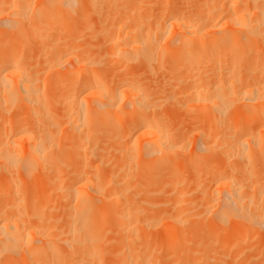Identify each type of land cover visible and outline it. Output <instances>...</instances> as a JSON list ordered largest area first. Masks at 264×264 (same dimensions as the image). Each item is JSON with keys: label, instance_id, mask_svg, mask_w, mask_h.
I'll return each mask as SVG.
<instances>
[{"label": "bare ground", "instance_id": "1", "mask_svg": "<svg viewBox=\"0 0 264 264\" xmlns=\"http://www.w3.org/2000/svg\"><path fill=\"white\" fill-rule=\"evenodd\" d=\"M227 220L264 238V0H0V264H186Z\"/></svg>", "mask_w": 264, "mask_h": 264}, {"label": "rangeland", "instance_id": "2", "mask_svg": "<svg viewBox=\"0 0 264 264\" xmlns=\"http://www.w3.org/2000/svg\"><path fill=\"white\" fill-rule=\"evenodd\" d=\"M37 1V0H36ZM32 2H35V0L33 1L32 0ZM159 8V7H158ZM114 9V8H113ZM91 10L90 9H88L86 12H90ZM97 14V13H96ZM96 14H94L95 15V17L93 18L94 19V21L93 20H91V19H89V18H87L88 19V21H93L94 22V24L98 27V25L96 24V20H97V18L98 19H100L99 17H101V16H96ZM89 15V14H88ZM93 15V16H94ZM97 15H99V14H97ZM91 16V15H90ZM77 17V20L76 21H78L79 19V17H78V15L76 16ZM88 17V16H87ZM83 20V19H82ZM84 21V20H83ZM83 21H81V19H80V24L82 25V27H81V29L82 28H84L83 26H85L86 25V27H87V24H86V15H85V23H83ZM92 22V23H93ZM99 22H100V20H99ZM98 22V23H99ZM78 23V24H79ZM76 25L75 24V22H74V25H76L77 27H79V25ZM91 26H92V24H90ZM75 26V27H76ZM89 26V25H88ZM74 27V26H73ZM75 28L76 29V31L78 32V31H80L79 29H80V27L79 28ZM85 27V28H86ZM90 27V26H89ZM87 27L86 29H88V30H90V28H93L92 29V34H89V33H86V32H90V31H85V33L87 34V37H88V34L91 36H93L94 35V33L93 32H95L96 30H94V25H93V27ZM61 28L62 27H60L59 28V30H61ZM70 29V28H69ZM71 29L73 30L74 28H72L71 27ZM70 29V30H71ZM95 29H96V27H95ZM67 31H69L68 29H66ZM64 31H65V29H64ZM83 31H84V29H82V34H83ZM59 32V31H58ZM72 32V31H71ZM74 32L75 31H73V35H74ZM70 33V32H69ZM79 33V35H81V38L79 37V38H77V36H75V39H76V41L79 43V40L81 39V40H83V39H85L86 40V38H83L82 37V34H80V32H78ZM84 33V36H86V34ZM91 33V32H90ZM68 34V33H67ZM76 34V33H75ZM96 34V33H95ZM63 35H65V33L63 34ZM69 35V34H68ZM72 34H70V36L69 37H74L73 35L71 36ZM69 37H67V39L69 38ZM95 37H97L96 35L92 38V39H96ZM99 37V41L96 39L95 41H98L97 42V45H96V42H91L92 44H94L93 45V47H91L90 45H92L90 42H89V39L91 38V37H89V39L87 38V40H88V44H90L89 46L91 47V50L89 51L90 53H91V51H93L92 49H94V48H96L97 50H98V44H99V42H100V36H98ZM71 38V39H72ZM64 39H66V37L64 38ZM66 39V40H67ZM74 39V38H73ZM74 39V40H75ZM85 40H83V42L84 43H86L85 42ZM92 41V40H91ZM81 42V41H80ZM82 42V43H83ZM32 44V43H31ZM31 44H29V46L31 47V48H39V47H37L38 45L37 44H35V45H37L36 47H34V46H31ZM81 44V43H80ZM87 44V43H86ZM32 45H34V43L32 44ZM85 45V44H84ZM29 46L26 48V51H25V53L26 54H28L27 52H28V48H29ZM96 46V47H95ZM37 50V52H38V49H30V51H29V53H31V51H33L32 52V54L34 53L35 55H37L34 51H36ZM86 52V51H85ZM94 53V52H93ZM31 54V58H32V56H33V58L36 60L37 59V57H38V55L37 56H35V55H32ZM27 56V55H26ZM25 56V57H26ZM28 56H29V54H28ZM35 56V57H34ZM27 58V57H26ZM29 58H30V56H29ZM29 58H27V59H29ZM42 58V57H41ZM30 60H33V59H30ZM32 62H35L34 60L32 61ZM109 65H110V67H112L111 65H113L112 64V62H110V63H108ZM108 65V66H109ZM133 66H135V68H137V67H139V65L138 64H132ZM103 66H104V68L106 67V69L107 70H109L108 69V66H107V64L105 65V64H103ZM113 67H115V68H113ZM111 69H116V67L118 68L119 66H113ZM122 66H120V69L118 70V71H116L117 73H118V75H121V73H119L121 70H122V68H121ZM105 69V70H106ZM125 69V68H124ZM123 69V70H124ZM131 69H133L132 68V66H130V69L129 70H131ZM106 70V71H107ZM117 70V69H116ZM128 70V71H129ZM133 70H135V69H133ZM132 70V71H133ZM138 70H140V67H139V69ZM137 70V71H138ZM111 71H113L112 73H110V75H113L115 72H114V70H111ZM111 71H108V72H111ZM126 71V70H125ZM141 71V70H140ZM140 71H138V73L140 72ZM122 73H124V71L122 72ZM116 74V73H115ZM141 74V73H140ZM117 75V76H118ZM116 76V75H115ZM116 76V77H117ZM143 76H145V74L143 75ZM146 77V76H145ZM144 79H147V78H144ZM215 158V159H214ZM210 160V161H209ZM207 162H205V163H207V164H205V166L207 167V168H205L204 169V171L206 170L207 171V173H209V174H204V171L201 169V167H203V165L201 166V167H199L198 165L196 166V168H193V167H191V168H193V170H192V172L194 173V171L195 170H197V169H201L200 171H201V174H202V176H203V174H204V176H206V178H208V177H211L212 176V169L214 168V166H215V164H217V160H218V158L217 157H215V155L213 156V158H211V159H209ZM204 164V163H203ZM204 166V167H205ZM208 167H211V168H209L208 169ZM191 168H189V171L191 170ZM186 171H184L186 174H184V172H183V174H182V172L180 173V175L179 176H181V177H179V180L181 179V180H183L184 179V177H186L185 175H187L188 174V170L187 169H185ZM211 171V172H210ZM192 172L191 173H189V174H192ZM210 173H211V176H210ZM182 174V175H181ZM189 176V175H188ZM203 176V178H205ZM189 179V178H188ZM185 180H186V183H182L181 182V184L180 183H177L178 184V186H177V188L178 189H180L181 188V186H182V184H183V187L186 185V184H188V182H189V180H187L186 178H185ZM185 180H184V182H185ZM188 181V182H187ZM185 184V185H184ZM173 185V184H172ZM172 185H167V188H168V191H169V189L171 188L172 189ZM174 186H176V185H174ZM180 186V187H179ZM167 188H166V190H167ZM199 195H202L203 196V194H199ZM198 195V196H199ZM157 196V195H156ZM155 196V197H156ZM175 196H176V194H175ZM158 198H159V195L157 196ZM156 197V198H157ZM171 197L173 198L174 197V195L172 196L171 195ZM157 198V199H158ZM169 197H167L166 198V196L163 198V199H168ZM186 198H188L187 196L185 197V199ZM191 198V199H190ZM189 199L190 200H192V198L193 197H190ZM201 198V197H200ZM170 199V198H169ZM173 199H175V198H173ZM194 199V198H193ZM160 201L162 200V199H159ZM159 200H157V201H159ZM187 200V199H186ZM156 202V201H155ZM200 202H202V201H200ZM200 202H199V204H200ZM198 204V205H199ZM158 207V206H157ZM200 207V206H199ZM155 210H158V209H160V207L159 208H155V206L153 207ZM152 208V210H154ZM165 208V207H164ZM201 208V207H200ZM151 209V208H150ZM202 209V208H201ZM201 209H200V212H201ZM150 213V212H149ZM212 212H209L206 216H208V219H209V214H211ZM152 214V213H151ZM150 214V215H151ZM212 215L213 214H211V218H212ZM210 218V219H211ZM229 222V220H227V221H225V223H227L226 225H224V223L223 222H221V224L219 225V227H216V229L214 230V229H211V232H212V230H213V232L214 233H212V237H211V232H209V234H208V232H207V235H206V233L205 232H202V233H200L199 235H198V237L195 239V241H194V243L196 244V240H197V251L196 250H192L194 253H189V251L191 252V250H189L188 251V254H190L189 256H190V258H189V256H188V254H187V252H186V254H187V256H186V260H185V262L187 261V257L189 258L188 260V262L187 263H190V264H194V262H195V260L194 259H196L197 258V260L200 258V260H198L195 264H264V238L263 239H257V238H255V239H253L254 238V234H252V233H254L253 231L251 232V231H248V232H250V233H247L246 231H242L241 232V230L243 229V227H234V224L233 225H230V224H232V222H230V223H228ZM106 226V225H105ZM107 226H109V227H111L112 229H113V225L112 224H107ZM106 226V227H107ZM216 226V225H215ZM215 226L213 227V228H215ZM232 226V227H231ZM109 227H107V228H109ZM188 228H190V229H187V227L185 228V232H187L188 230H190V232L192 231V230H194V229H192L191 230V228L192 227H188ZM242 228V229H241ZM112 229H107L106 230V232H107V234L109 233V232H113L114 234H115V231H113ZM157 229H158V231H160V234H161V231H163V229H162V227L160 226V228L159 227H157L156 229H154L153 230V232L155 233L153 236H152V234H151V238H149L148 237V239H149V242L150 243H153L152 244V246L154 245H156V251H158L159 250V248H158V245H159V243H161L158 239L160 238L159 236H161V235H159L158 237H157V233H158V231H157ZM161 229V230H160ZM210 229H209V231H210ZM112 230V231H111ZM155 230H156V232H155ZM164 232V231H163ZM189 232V231H188ZM246 232V233H245ZM114 234H112V235H114ZM108 235H110V233L108 234ZM107 235V236H108ZM112 235L110 236V237H112ZM156 235V236H155ZM166 235V234H165ZM165 235H164V237H165ZM210 235V236H209ZM154 236H155V239H154ZM210 237V239H211V243H210V245H211V247H210V245L208 246V245H206V247L204 246H201L200 245V243L202 244V243H204L205 241H207V239H205L206 237ZM153 237V238H152ZM157 237V238H156ZM109 238V237H108ZM161 239V238H160ZM163 239V238H162ZM165 239H168V238H165ZM158 240V241H157ZM202 240V241H201ZM156 241V242H155ZM201 241V242H200ZM154 242L156 243V244H154ZM163 242V241H162ZM169 242H171L170 240H169ZM168 242V245H166L167 247L166 248H169V250L168 251H170V248L171 249H173V247H171V244ZM173 242H174V240H173ZM172 242V243H173ZM200 242V243H199ZM208 242H209V240H208ZM207 242V243H208ZM164 243H166V242H163V243H161V245L162 244H164ZM167 244V243H166ZM174 244H176L175 242H174ZM195 244H192L193 245V247H192V249L193 248H195L194 246H195ZM198 244H199V247H198ZM176 245H179V244H176ZM176 245H173L174 247L176 246ZM204 245V244H203ZM160 246V245H159ZM180 246V245H179ZM201 246V247H200ZM207 247H210V248H208L207 249ZM161 248H162V246H161ZM160 248V249H161ZM181 249H179L178 248V246H176L175 247V254L177 255V261H179L180 260V254L181 255H183V253H185V252H182V250H183V247H180ZM163 249H164V247H163ZM166 250V249H165ZM165 250H164V253H165V255H169V253L168 252H165ZM180 250V251H179ZM162 251V253L161 252H159V253H161L162 255H160V257H163L162 259H164L165 258V255L163 256V250H161ZM177 251V252H176ZM180 252V254H179V252ZM196 251V252H195ZM157 252V254H159ZM166 253H168V254H166ZM174 254V252H172V251H170V254ZM195 253H196V255H195ZM172 254V255H173ZM193 254V255H192ZM175 255V256H176ZM193 256V257H192ZM170 257H172L171 255H170ZM182 257V259H185V258H183L184 256H181ZM194 258L193 259V261H192V258ZM220 257H224V260H222V259H219ZM173 258V257H172ZM172 258H167L165 261L163 260V261H161V262H163V264H168V262L172 259ZM168 259H170L169 261H168ZM174 260H176V259H174ZM173 260V262H176V261H174ZM222 260V261H221ZM172 261V260H171ZM173 262H172V264H173ZM182 263L184 262V261H181ZM184 262V263H185ZM186 263V264H187ZM106 264H108V263H106ZM111 264V263H110ZM169 264H171V262L169 263ZM175 264V263H174Z\"/></svg>", "mask_w": 264, "mask_h": 264}]
</instances>
